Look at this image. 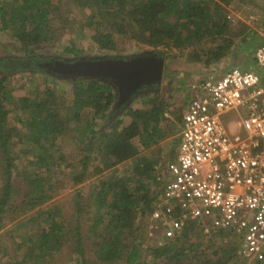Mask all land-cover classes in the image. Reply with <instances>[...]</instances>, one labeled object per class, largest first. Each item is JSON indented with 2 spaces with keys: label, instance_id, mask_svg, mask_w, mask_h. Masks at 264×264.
<instances>
[{
  "label": "trees",
  "instance_id": "16d2710c",
  "mask_svg": "<svg viewBox=\"0 0 264 264\" xmlns=\"http://www.w3.org/2000/svg\"><path fill=\"white\" fill-rule=\"evenodd\" d=\"M231 1L0 0V30L26 54L56 40V30L65 28L71 18H63V25H59L60 12L65 8L76 9L80 17L72 15L73 18L90 30V38L98 50L112 51L119 36L132 38L130 29L143 43L186 52L191 62L209 67L224 60L231 52L234 39L248 30L246 24L233 28V19L227 9ZM241 36L245 39L244 34ZM63 53L76 58L83 54V49L66 44ZM18 65L14 70L22 71L20 61ZM167 72L176 74L175 71ZM64 80L70 85V91L62 95L63 98L47 87L36 88L34 95H19L10 81L9 71L0 70V213L6 208H13L19 215L36 209L31 220L34 226L27 239L24 240L21 233L18 235L24 249L17 264H54L60 253L66 260L69 252L75 255L77 264L147 263L143 244L139 241L140 229L133 226L138 217L151 205L153 207L162 191L165 173L160 178L161 188L150 195L143 180L151 177L155 162L137 155L134 139L156 134L155 126L163 114L165 101L150 98L152 91L144 90L133 97L128 106H116L117 91L108 82L83 77ZM135 99L141 101L142 108L131 107ZM11 111L20 113L18 121L10 119ZM123 114L130 119V124L122 126ZM73 126L76 127L74 131ZM67 131L72 133L75 147L85 150L81 168L72 167V183L79 185L85 180L91 162H96L94 172L108 171L110 174L103 179L98 191L103 200L110 199L106 203L107 210L96 209L87 217L88 235L80 223L84 211L80 191L75 194L77 216L73 219L63 216L55 204L45 205L51 201L45 189L53 190V187L42 174L53 171L58 159L64 160L58 141ZM14 142L19 147L13 153L10 146ZM17 158H26L27 170H19ZM126 160H131V167L118 174L115 166ZM15 176L23 180L24 190L13 184ZM136 177L138 179H134ZM155 183L157 187L161 185L157 179ZM19 192L22 200L18 206H8ZM191 234L189 227L163 246L149 248V254L157 260L180 253L181 257H188L183 264H227L231 259H240L238 244L229 233L221 231L214 235L224 242L216 244L212 259L204 254L199 256L197 244L188 239ZM90 238H94L95 243L92 259L84 255L85 241ZM218 245L220 255L215 258ZM178 263L177 259L174 264ZM250 264H264V261Z\"/></svg>",
  "mask_w": 264,
  "mask_h": 264
},
{
  "label": "rangeland",
  "instance_id": "374dc122",
  "mask_svg": "<svg viewBox=\"0 0 264 264\" xmlns=\"http://www.w3.org/2000/svg\"><path fill=\"white\" fill-rule=\"evenodd\" d=\"M245 4H247L249 8H246L247 5ZM227 6L229 15L233 19V28H240V24H246L248 26V30L243 33L246 37L253 32L251 31V27L263 26L260 30H257L250 35V42L252 45L262 42L264 39V0H246V2H242V0H232ZM72 15L78 18L80 17V14L78 15L76 9L69 10V8H65L62 10L60 12L62 18L59 20L58 17H56L59 20V25H63L61 22L63 18L70 16L71 18L65 28L56 30V40L45 44L44 47L33 48L26 54L16 48L11 39L0 30V70L9 71L10 81L19 95H34L36 88L42 89L47 87L62 97V95H67L70 91V85L66 80L59 78L52 73H48L44 68H40L37 65H30L28 63L30 57H46L48 54H51V56L54 55L60 59L65 58L67 56L63 53V46L66 44H74L76 47L83 49V54L81 56L86 57L102 55L123 56L146 51L163 54L165 72L164 75H162V82L156 91L149 92L150 98L154 99L156 97L157 101L164 99L166 104L163 108V114L160 117V121L155 126L157 132L154 135L142 136L134 139V143L138 146L137 155H144L146 158L152 159V161L155 162L154 170L150 175L151 177L143 180L144 187L148 189L150 195H153L155 190L162 186V179L160 178H162L165 173V164L175 158V149L177 146L176 141L178 140L179 130L177 129L178 121L174 112L178 108V105H180V102L182 103L184 99L185 87H188L189 84V92L193 83L204 78L210 72L219 73V71L224 68V65L227 64L225 59L229 57L231 52L224 60L212 63L209 67H206L201 63L191 62L186 52L176 49L166 50L162 47H154L143 43L140 41L139 35L134 33V30L131 31L130 29L128 30L129 36L132 38L119 36L116 41L115 49L112 51L98 50L90 38V30L82 26ZM241 35L237 36L234 41H237L242 37ZM195 54L199 55V52L195 50ZM17 59L22 63L20 66V70L22 71L14 70L16 66H19V61ZM167 70L175 71L176 74L169 75ZM169 81H171V83ZM59 101L62 102L60 99ZM131 107L142 108L143 105L139 99H135L132 101ZM9 116L12 121H18L20 113L11 111ZM121 117L123 121L122 126L131 123L130 119L125 117L124 114ZM221 119L223 123L228 126L230 121L233 120V116L230 113H226L221 115ZM75 128L76 127L73 126L71 129L74 131ZM71 135L72 133L67 131L58 141L61 151L60 154L63 155L64 160L58 159V164L54 167L53 171L48 170L45 174H42L44 179L53 187V190L45 189L46 193L51 195V201L45 205L55 204L58 206L63 216L73 219L77 216L74 204L75 194L76 191H80L82 195L80 201L82 202V208L84 209L80 215V223L83 232L85 235H88L89 220L87 217L93 215L96 209H100L101 211L107 210L106 203H108L110 199L106 198V200H103L101 196L98 195V191L101 188L103 179L109 177L110 174L108 171L101 174L94 172L96 162H91L85 180L79 185L73 184L71 180L72 167H75L76 169L81 168L82 156L85 155V150L75 147ZM11 147L14 153V151H18L19 145L14 142L10 148ZM25 159L26 158L16 159V162L19 163L20 171L28 169V166L25 165ZM1 164L2 157L0 153V166ZM115 167L119 170L118 174H122L124 170L131 167V160L120 162ZM31 174H33V170H31ZM134 179H138V177ZM155 179L161 183L160 186H156ZM13 184L24 190L23 180H21L20 176H15L13 178ZM19 193L20 194H16L12 198L8 206H18L20 200H22V194L21 192ZM152 208L151 205V208L144 215L136 219L137 221L133 226L134 229H138V227L140 229L138 234L140 236L139 241L144 247V251H142L143 256L149 261L141 264H174L177 259L179 260L178 264H183L184 260H188V257H181L179 255L180 253L176 254V256L171 254L170 257L165 259L158 258L157 260H153L154 258L149 254V248H152L153 250L168 243L167 241L160 239L158 235H153L152 237L154 238L152 239V237L150 238L147 234L148 226L152 223ZM35 210L19 215L13 208H11V210L6 208L4 212L0 213V264H17L20 252L24 249V245H22L23 240H21L18 235L21 233L24 235V240L27 239V235L30 234V229L34 226L31 220L34 218ZM198 236L192 235L188 239H190L192 243L197 244V253L199 256L204 254L209 257V259H212L214 257L213 252L216 249V244L221 245L224 241L220 240L217 236L211 238ZM158 242H161V244H158ZM93 243L94 238L85 241L84 255L86 258L92 259L94 257L92 247L95 246V243L94 245ZM219 245L217 247L215 258L220 255ZM186 246H189L188 243ZM185 254H187V252ZM228 263L250 264L252 262H248L240 257V259H231ZM54 264L77 263L75 255L69 252L67 253L66 260L63 257V254L60 253ZM114 264L122 263L116 262ZM185 264L188 263L185 262ZM193 264L196 263L193 262Z\"/></svg>",
  "mask_w": 264,
  "mask_h": 264
},
{
  "label": "built area",
  "instance_id": "2783aa9c",
  "mask_svg": "<svg viewBox=\"0 0 264 264\" xmlns=\"http://www.w3.org/2000/svg\"><path fill=\"white\" fill-rule=\"evenodd\" d=\"M254 59L255 70L230 67L191 85L149 237L168 241L189 227L205 238L227 232L241 258L264 261V44Z\"/></svg>",
  "mask_w": 264,
  "mask_h": 264
},
{
  "label": "water",
  "instance_id": "95a60500",
  "mask_svg": "<svg viewBox=\"0 0 264 264\" xmlns=\"http://www.w3.org/2000/svg\"><path fill=\"white\" fill-rule=\"evenodd\" d=\"M48 73L63 79L92 78L108 82L117 91L116 106H128L141 91H156L161 84L164 56L146 51L123 56H79L58 58L40 64Z\"/></svg>",
  "mask_w": 264,
  "mask_h": 264
},
{
  "label": "crops",
  "instance_id": "0c3cea01",
  "mask_svg": "<svg viewBox=\"0 0 264 264\" xmlns=\"http://www.w3.org/2000/svg\"><path fill=\"white\" fill-rule=\"evenodd\" d=\"M262 27L263 26L251 27L252 28L251 31L255 32L257 30H260ZM253 32H251V34ZM250 35H248L247 37H246V35H244L245 39L240 37L237 41H234L232 49H231V53H230L229 57L227 59H225L227 64L224 65V68L221 69L219 71V73H216L217 76L222 75L230 67H238L242 70H251V69L255 70L258 68V66L255 63V59H254V51L259 45L264 44V39L262 40V42H260L256 45H252L250 42ZM163 71H164V69H163ZM161 82H162V80H161ZM188 87H189V84H188ZM188 87H185V91H184L185 95L183 96L184 99H183L182 103L180 102V105H178V108L174 112V114L176 115L177 121H178V125H177L178 130H180V126L182 123V115L185 112V110L187 108V104H188L190 97H191L190 89L188 92ZM176 143H177V146H176L175 152H177V148H178V144H179V133H178V140L176 141ZM170 161H172V160H170Z\"/></svg>",
  "mask_w": 264,
  "mask_h": 264
},
{
  "label": "flooded vegetation",
  "instance_id": "af4514ba",
  "mask_svg": "<svg viewBox=\"0 0 264 264\" xmlns=\"http://www.w3.org/2000/svg\"><path fill=\"white\" fill-rule=\"evenodd\" d=\"M54 59H58L57 57H53V56H46V57H30L28 59V63L32 66H40V64L44 65V63L49 62V61H53ZM46 69V68H45ZM164 69V68H163ZM46 71V70H45ZM164 75V71L163 74ZM150 91V90H149ZM148 91V92H149Z\"/></svg>",
  "mask_w": 264,
  "mask_h": 264
}]
</instances>
